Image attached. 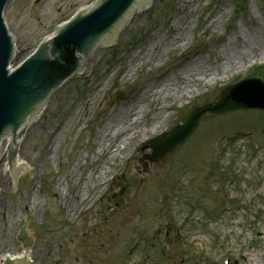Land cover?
<instances>
[{
  "label": "rangeland",
  "instance_id": "1",
  "mask_svg": "<svg viewBox=\"0 0 264 264\" xmlns=\"http://www.w3.org/2000/svg\"><path fill=\"white\" fill-rule=\"evenodd\" d=\"M93 1L9 0L5 22L24 46L12 66L31 55L53 23ZM177 35L179 46L169 49ZM116 39L19 134V158L30 175L21 170L13 189L0 158V259L19 253L15 236L23 220L32 264H226L227 258L229 264H264L263 111L207 116L164 163L145 158L152 155L151 139L183 124L195 108L216 104L226 87L254 78L264 66V0H193L186 11L181 0H155ZM243 41L253 50L236 69L183 88L188 62L215 70L224 45ZM261 76L264 81V71ZM150 85L155 96L141 98ZM133 106V127L147 136L129 141L112 161L102 151V131ZM123 136L111 139V147ZM103 174L104 183L95 186ZM78 190L85 202L75 205Z\"/></svg>",
  "mask_w": 264,
  "mask_h": 264
},
{
  "label": "water",
  "instance_id": "2",
  "mask_svg": "<svg viewBox=\"0 0 264 264\" xmlns=\"http://www.w3.org/2000/svg\"><path fill=\"white\" fill-rule=\"evenodd\" d=\"M8 1L0 0V145L5 138L0 152L8 187L13 189L15 175H21V170L30 175V168H24L26 162H15L18 133H24L27 121H36L39 109L62 84L79 75L96 48L110 47L113 38L116 42L121 31L117 28L124 27L127 18L147 10L149 0H94L73 17L53 23L48 37L42 38L30 57L14 67L13 44L4 22ZM250 99L261 104H246ZM251 109L264 110V82L260 79L229 86L216 104L196 108L183 125L149 141L152 155L145 158L151 163H164L194 135L208 115ZM30 237L22 220V228H16L15 236L21 246L19 253L16 258L0 259V264H29L23 259L25 249L32 246L27 241Z\"/></svg>",
  "mask_w": 264,
  "mask_h": 264
},
{
  "label": "bare ground",
  "instance_id": "3",
  "mask_svg": "<svg viewBox=\"0 0 264 264\" xmlns=\"http://www.w3.org/2000/svg\"><path fill=\"white\" fill-rule=\"evenodd\" d=\"M154 2H155V0H149L147 10L127 18L124 27H118L117 29L122 30V29L128 28L130 25V20L133 19L137 15H141V14L146 13L149 10H151L153 8ZM192 2H193V0H181L182 10L186 11L188 9V7L191 6ZM82 8H84V7H82ZM82 8H79L76 12H78ZM4 22H5V18H4ZM5 26H6V29L8 31V34L12 40V44H13V55H12V60H11V67H14V66H12V64L15 60H17L22 55V53L24 51V46L21 45L20 43H18V41H16L12 32L8 29V25L6 22H5ZM46 37H48V35ZM180 40H181V35H177L176 37H174L169 42L170 46H168V48L171 49L172 46L173 47L179 46ZM114 42L115 41L113 38V40L110 44V47L96 48L94 50V52L91 54V56L89 57L88 61L92 58V55L94 53L98 52L100 49H111V48L115 47ZM223 49L225 51V58L221 59V63L218 64V66L215 70L204 68V67L198 65L197 62L192 63V64H189L190 62H188L187 67H185L182 70V72H183L182 79L184 80L183 88L188 87L189 84L196 85V87H201L208 82H216L219 79L227 76L230 72H232L234 69H236L240 63H243L246 60V58L248 56V52H249V50H251V51L253 50V46L246 43L245 41H243V42H241V44H237V45H234V44L229 45V46L224 45ZM148 50L150 51L152 49H148ZM155 50H156V54L160 55L161 50H159V48H156ZM88 61L84 65V67L81 70V72L79 73V75L76 77H80V76H83L85 74ZM141 62H142V60L140 62H138V64H141ZM133 65H134V59L131 60V66H133ZM135 67L133 66V69ZM61 87L62 86H60L59 88H61ZM153 87H154V85H150L147 89H145L144 92L142 93L141 98H146V97L152 96V95L155 96V90ZM182 90L183 89L181 88V90H179V93L180 92L182 93L183 92ZM48 104H49V101L47 102V104H44L39 109L36 121H27L26 122L25 130L32 127L33 125H35L36 123H38L41 120L46 109L48 108ZM89 105H91V102H89ZM88 111H89V108H86L84 114L88 115ZM136 113H137V109L135 106L129 108V110L127 112L125 110L124 111L122 110L112 120H109L108 124L105 126L104 130L102 131L101 148H102V151H104L106 149L107 151L110 152V154H109L111 156V158H109L110 160H112V161L116 160L118 155L122 152V150H125L127 148L129 141L143 140L147 136V134H146L147 131L142 132V130L140 128L133 127L137 123V118H135L137 116ZM124 115L126 116V118L129 117L128 118L129 123L127 126H125V121L123 120ZM160 125H161L160 123L153 125V127L151 128L150 131H156V129ZM128 126H130L132 128L131 131H128ZM19 134L20 133H18V136H19ZM119 136H123V138L120 140V142H118V144L114 143V145L111 147V142H112L111 139L119 138ZM4 140H5V138L2 139V141H1L0 149L3 146ZM19 143H20L19 139H17V146L19 145ZM1 157H2V155L0 152V158ZM15 162H22L21 159L19 158V153H18L17 149H16ZM24 168H25V166H24ZM105 174L98 176V178L95 181V186H99V185L104 183V180H105L104 175ZM72 199H73V202L75 205H79L81 202H83V203L85 202V199L83 198V194H82V192H80V190L73 193ZM31 253H32V250L25 249L23 262L27 261L29 264H32ZM17 255L18 254H13V255L8 254L6 256H3V258H16Z\"/></svg>",
  "mask_w": 264,
  "mask_h": 264
},
{
  "label": "trees",
  "instance_id": "4",
  "mask_svg": "<svg viewBox=\"0 0 264 264\" xmlns=\"http://www.w3.org/2000/svg\"><path fill=\"white\" fill-rule=\"evenodd\" d=\"M264 71V68H262V67H258L256 70H255V72L253 73V75L254 76H258V77H262L261 76V72H263Z\"/></svg>",
  "mask_w": 264,
  "mask_h": 264
}]
</instances>
